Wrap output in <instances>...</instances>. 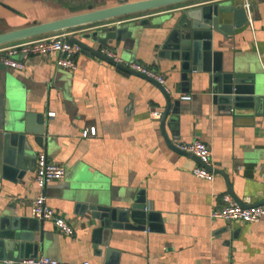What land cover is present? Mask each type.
<instances>
[{
	"label": "crops",
	"instance_id": "0c3cea01",
	"mask_svg": "<svg viewBox=\"0 0 264 264\" xmlns=\"http://www.w3.org/2000/svg\"><path fill=\"white\" fill-rule=\"evenodd\" d=\"M3 1L10 7L0 3V32L119 2ZM212 1L217 0H188L110 19L138 24L143 17L171 13L161 23L141 25L129 44L115 38L101 44L84 36L106 21L63 30L95 48L117 50L122 59L118 62L124 65L134 57L165 74L163 85L173 100L179 99L180 108L171 125L168 115L166 130L175 145L195 138L210 145L213 180L192 171L200 163L195 154L168 144L162 132L166 96L150 78L84 48L76 56L75 70L42 55L26 56L23 69L0 62V216L12 211L33 217L31 202L39 192L36 160L22 177L2 174L5 130L24 127L28 112L45 117L42 144L29 133L35 156L45 151L67 169L64 177L47 184L46 194L47 202L72 222L74 232L66 234L52 220H40L44 234L39 255L92 264H264V216L258 221H227L211 215L226 192L247 204L264 203V109L224 110L212 102L207 71L190 70L184 80L180 61L159 55L180 15ZM242 1L250 6L248 22L226 33L215 31L213 49L221 51L224 69L253 73L264 86V0ZM183 93L192 98H181ZM90 126L96 133L84 135ZM82 190L105 193L118 206L131 204L142 191L146 209L154 213L145 228L112 229L105 245L104 232L97 230L99 219L89 211L78 212Z\"/></svg>",
	"mask_w": 264,
	"mask_h": 264
},
{
	"label": "water",
	"instance_id": "95a60500",
	"mask_svg": "<svg viewBox=\"0 0 264 264\" xmlns=\"http://www.w3.org/2000/svg\"><path fill=\"white\" fill-rule=\"evenodd\" d=\"M188 0H119L117 4L101 8H92L83 12L72 13L63 17L36 21L28 25L11 28L0 32V44L44 34L51 31H59L72 26L106 21L105 24L94 28L84 34L85 37L107 44L109 38L124 40L126 44L132 43L137 37L139 27L151 22L158 24L170 18L171 13L157 15L155 17H143L138 24L132 21L108 22L110 19L136 12L159 8ZM0 3L10 7L6 2ZM247 8L242 0L212 1L201 6L188 8L176 20L170 32L160 45L159 55L178 60L181 63L182 78H188L190 70L207 71L209 76V92L212 102L229 112H239L245 107H254L257 111L264 109L263 82L256 81V75L239 70H226L223 67L220 56L221 51L213 49L214 32L232 31V26L242 27L248 22ZM134 38V40H133ZM74 42H78L86 50L108 60L130 72L140 74L155 81L164 91L166 105L162 114V132L168 144L177 150L179 148L172 141L166 130V121L178 118L179 99L173 100L171 94L164 85L155 78L135 69L130 68L101 52L100 49L88 44L76 36H70ZM134 57L131 59L133 60ZM186 89V88H184ZM264 113V110H262ZM10 127V126H9ZM45 132L44 114L28 112L24 127L14 126L6 128L4 133L2 174L12 179L22 177L36 160L35 148L29 137L34 134V140L42 144ZM198 158V157H197ZM198 160H200L198 158ZM207 166L214 169L211 165ZM226 177L222 169H217ZM232 191V190H231ZM142 191L138 192L133 202L124 206L113 205L105 193L89 192L82 190L76 203L78 212L100 221L97 230L104 232L103 244L108 245L112 229L122 227L145 228L148 219L154 212L146 209ZM235 198L244 206L260 204L245 203L242 198ZM137 223V224H134ZM43 226L35 216H23L5 211L0 216V264H21L19 261L27 257L39 255L40 239L43 238ZM111 248H107L110 251ZM100 252V248H98Z\"/></svg>",
	"mask_w": 264,
	"mask_h": 264
},
{
	"label": "built area",
	"instance_id": "2783aa9c",
	"mask_svg": "<svg viewBox=\"0 0 264 264\" xmlns=\"http://www.w3.org/2000/svg\"><path fill=\"white\" fill-rule=\"evenodd\" d=\"M246 7L250 12L248 3ZM69 35V31L60 30L0 44V62L11 68L23 69L26 66V56L42 55L51 58L57 66L75 70L77 68L76 56L83 50V47L78 42L72 41ZM100 50L117 62L122 61L117 50L109 47H103ZM126 65L165 84V74L154 68L135 60L127 61ZM181 98L191 99L192 95L183 93ZM95 133V126H90L83 131L84 135ZM176 145L192 152L200 159V163L192 168L196 175L210 180L215 178V171L207 166L212 163V149L206 141L195 138L190 142H178ZM66 170L65 164L53 161L45 151L37 154L35 174L39 192L32 199L31 212L40 220H52L62 232L72 234L74 232L72 222L47 202L46 194L47 184L64 177ZM211 215L227 221H258L264 216V203L244 206L232 194L226 192L221 196V202L212 208ZM19 262L21 264H92L86 259L66 261L43 254L23 258Z\"/></svg>",
	"mask_w": 264,
	"mask_h": 264
},
{
	"label": "rangeland",
	"instance_id": "374dc122",
	"mask_svg": "<svg viewBox=\"0 0 264 264\" xmlns=\"http://www.w3.org/2000/svg\"><path fill=\"white\" fill-rule=\"evenodd\" d=\"M32 23V22H31Z\"/></svg>",
	"mask_w": 264,
	"mask_h": 264
}]
</instances>
